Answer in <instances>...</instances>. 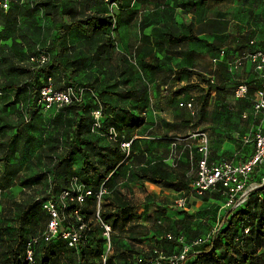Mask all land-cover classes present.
Here are the masks:
<instances>
[{
    "label": "rangeland",
    "instance_id": "374dc122",
    "mask_svg": "<svg viewBox=\"0 0 264 264\" xmlns=\"http://www.w3.org/2000/svg\"><path fill=\"white\" fill-rule=\"evenodd\" d=\"M220 1L221 5L216 4V12L217 7H220L223 13L224 33L219 44L221 47L216 51L209 47L207 49L209 56L204 55V52L199 53L201 55L195 58L197 63L191 66V70L197 74L195 76L182 74L178 70H169L168 67L175 66L171 63V58L158 57L156 63L165 65L163 70L167 71L166 78L169 80L165 84L148 82L145 75V69L148 66L133 55L132 50H127L124 42L126 38L123 35L131 36V41H133L137 34L134 22L126 30L124 29L125 34L122 30L118 31L117 23L112 24L106 32L112 35L113 45L106 55L103 53L108 58L92 62V65L90 63L89 71L76 70L73 76L74 82L91 84L95 92L102 94V97L116 107V121L110 124L114 130L127 138L137 136L134 139V144L137 146L134 158L125 156L120 165L116 167L119 178L128 173L130 166L138 165V167L147 168L151 167L154 162H158L168 169H174V172L184 179L173 189L178 195L187 197L193 195L190 184L195 173V166L192 165L189 157L190 154L194 155L196 146V139L192 138V134L206 133L210 144L209 155L212 159L221 158L219 159L221 161L244 162L251 154L252 136L259 118H254L252 115L248 98H235L233 90L239 81L245 78L244 72L241 69L230 72L229 56L226 54L246 50L250 39L264 47V0ZM114 7L115 4L110 6L116 14L117 10ZM206 8L209 10V5ZM105 11L106 8L103 12ZM23 20L21 19L20 23L30 32H34V25H24ZM67 21L68 19L64 22L67 23ZM36 24L39 27L36 46L44 51L48 49L50 59H52L57 52L52 43L56 27L49 17L38 16ZM119 35L123 37L122 42L119 41ZM41 36L44 37L43 40L40 39ZM72 39L73 33H69L66 42L69 44L67 45L68 51L71 50ZM220 49H225L224 56L220 55ZM22 52H26L25 48ZM70 55L68 53L61 56V61L67 67L74 66L70 62ZM4 69L0 72V80H3ZM156 70H161V68L158 67ZM130 72L131 75H128ZM55 78V84L59 87L67 84L60 71L55 73ZM208 83L213 86L209 88ZM0 84L3 86V81ZM109 91L113 94L111 95ZM3 96H6L7 100L14 101V106L7 108L1 118L15 124L20 117L23 118L22 115L25 114V109L30 104L27 93L24 91L15 99L13 92L4 88L0 89V97ZM203 101H205L204 105H202ZM188 102H191V108L186 107ZM3 106L4 102L0 104V108ZM245 113L246 117H243ZM127 114L132 115L133 122L126 120ZM109 115L103 116L104 123L110 121ZM35 116L36 121L28 126L31 137L26 144V149H30L33 145L30 157L32 163L27 164L30 159L26 156L20 158L18 155L8 156V161L14 167H18L15 169L17 174L11 183L2 181L4 186L6 185L4 189L0 187V221L7 219L13 225L19 216L23 197L45 195L51 189L58 191L65 186V179H77L85 186L86 180L95 183V176L91 175L87 179L83 176L80 169L81 157L78 153L71 155L70 160L63 163L57 171L53 168L58 155L64 154L67 150L66 132L73 128L74 115L72 112L65 109L38 110ZM13 131V129L4 128L0 131V140L4 141L13 134ZM47 136L51 138L49 142L52 144L57 138L59 139L55 146L56 152L52 157L41 151L42 147L47 144V141L45 143L43 141ZM91 137L102 148L106 146L114 148L118 144L111 140L104 130L94 133ZM172 141L176 143L175 149L172 147ZM40 144H42L41 147ZM123 153L126 155L125 152ZM93 161L101 169L106 165L97 154H93ZM18 164L21 165L20 168ZM3 171L4 166L0 161V181ZM258 172L264 173V167H260ZM144 181L132 176L117 186L113 192L108 189L103 199V202H107L108 199L112 201L113 193L121 196L124 194L123 196L127 197L131 194L136 198L134 200L137 206L143 205L137 209L132 207L127 218L118 216V222L111 227L113 250L108 254V258H111L115 264H151L149 261L152 257V250L155 248L162 252L163 260L180 253L183 248L197 250L198 246L206 243L211 233L219 228L224 212L219 199H213L209 194L203 200L192 196L187 208L180 210L173 204L174 197L168 205H163L162 198L164 199L165 195H163L162 188H165L164 186L156 184L153 191L146 192V186L137 185ZM44 224L45 221L36 215L33 225L34 233H39ZM93 228L95 231L90 244L96 250L97 246L94 245L96 242L100 243L101 229L96 223ZM164 233L182 234V247L167 243L160 237ZM7 240L0 238V264H4L2 262L7 256L4 253L7 249L5 248ZM47 247H40L37 252L38 257L46 251ZM53 247L58 251L55 263L79 264L80 251L64 250V247L57 241ZM216 253L221 256V249H218Z\"/></svg>",
    "mask_w": 264,
    "mask_h": 264
},
{
    "label": "trees",
    "instance_id": "16d2710c",
    "mask_svg": "<svg viewBox=\"0 0 264 264\" xmlns=\"http://www.w3.org/2000/svg\"><path fill=\"white\" fill-rule=\"evenodd\" d=\"M22 1L23 3L19 4V0H10L9 7L7 9L0 7V72H2L5 67L3 71V80H0V82L3 81V86L0 84V89L5 88L11 90L15 99L18 98L19 94L25 91L27 93V99L30 102L29 106H27L25 109V114L22 115L23 118L20 117L16 123L13 124L7 120H3L1 115L4 114L3 112L7 108H13L14 101L7 100L6 96L0 97V104L4 102L3 108H0V120L2 121L0 122V131H3L4 128L14 130L13 134L4 139V141L0 140V161L4 166L0 187L4 189L6 185L4 186L2 181L11 183L17 174L15 169L18 167H14V165L8 161V156L18 155V158L26 156L28 157L27 159H30L31 157L33 145L30 149H26V144L29 142V138L31 137L28 132V126L36 121V111L43 110L42 104L39 103L40 89L45 84L47 78H50L56 89H63L68 85L84 88L87 87L82 96L83 100L81 102L70 103L68 106H54L51 109L44 110L53 111L65 109L71 111L74 115L72 120L73 128L72 130L66 132L67 150L64 154L58 155V160L53 166L54 170L57 171V169L62 166L63 163H67L70 160L71 155L78 153L81 157L82 164L80 169L83 176H85V179H87V177L90 178L91 175L95 176V183L90 182L89 184H94L92 187H87L78 180L79 183H81L86 189L92 190V192L97 191L101 184H104L106 190L109 189V191L113 192L112 188L113 182L115 181L114 178L117 177L116 167L120 165V162L123 161L125 156H132V144L135 143V141L131 140V138L122 136L117 132L118 138L114 141L118 143L116 144V147L108 148L106 146L102 148L97 145L96 141L91 137L94 133L90 131L92 122L90 111L100 104L102 114V127L100 130L103 132V130L106 131V129L109 127H113L110 124L116 121V107H114L109 101L102 97V94H98L97 91L95 92L91 84H78L74 82L73 76L76 70L73 67L67 68V66L61 61V56L70 53L66 45V36L70 33L72 24L67 23L66 25L63 22L64 16L62 15L61 11H59V8L56 4V1L58 0ZM131 2L132 0H103L104 8H106V11L103 12L106 13L104 17L102 19L97 18L96 20L86 22L90 25H93V34L101 37L103 40V42L97 46L100 53L102 52L103 54L107 52L113 45V37L109 32H106V29H109L112 24H118L120 22V10H123V8L127 7V5H129ZM113 4H115L114 8L117 10L116 14H114L115 11L113 12L110 8V6H113ZM133 15L134 14L129 17V20L132 19ZM38 16L44 18L49 17L53 21L56 29L53 32L54 36L52 38V43L57 52L56 56L50 59L48 49H46V52H48L49 55L48 61L43 64H32L28 62L29 58L38 52L37 49H42L36 46L38 42L37 36L39 35V27L36 24L38 22ZM21 19H24V25H34V32H30L26 26H23L20 23ZM76 26L79 27V25ZM41 30H44V28H41ZM80 30L81 32L86 33L85 28H81ZM167 35L169 41L171 42H181L183 39H193L197 42L203 41L205 44L213 46L212 44H209L205 40H202L194 35L182 33L174 36V31L168 32ZM40 39L43 40L44 37L41 36ZM23 48L26 50L25 53L22 52ZM122 60L123 58L121 61ZM149 66L151 68H155V64H150ZM57 71H60L63 75V78L66 79L67 84L65 86L59 87L55 84L54 79H56L55 73ZM178 72L188 75L195 73L193 70L185 67L179 69ZM128 75H131V72ZM40 80L42 81L40 82ZM212 86L213 85L211 83H208L209 88ZM105 90L108 91L109 89ZM250 92L248 90L249 97L251 95ZM110 94L112 95L113 92H110ZM248 100L251 105L250 98H248ZM204 102L205 101H203L202 105H204ZM107 114H110V121L104 123L103 116ZM126 120L133 122L132 115L127 114ZM50 139L51 138L47 136L43 140L44 143L47 141V144L46 146L42 147L41 151H43V153L45 152L47 156L52 157L54 156V152H56L55 146L57 140L59 139L57 138L54 144L49 142ZM35 140L37 141L36 138ZM121 140H131L130 151L128 155H125L124 153L121 154L118 151L119 141ZM41 146L42 144H40V147ZM253 151L254 145L251 154H249L245 161L251 157ZM93 154H97L101 161L106 163V165L102 168L103 170L97 166L95 161H93ZM198 157L199 154L195 149V153L194 155L192 154V158L190 159L193 166L195 159ZM31 161V159L28 160L27 164H31ZM210 161L219 162V159L215 160L210 156ZM232 162L235 163L237 161ZM176 163L178 165V161ZM20 167L21 165H19V168ZM132 176H134L136 179L138 178L146 180L152 184H159L167 188L178 186L184 180L180 175L174 172V169H168L158 162H154L151 167L147 168H131L127 173V179H130ZM262 176H264V173L259 172L254 175L252 179H256V181L260 182V178ZM35 179H37V177ZM193 180L191 181L190 187L192 194L195 197L203 200V198H206L209 194L213 199H219L220 206H222V204L225 202V195L222 193V188L220 185L214 190L205 191L203 192V195H198L195 194L193 190ZM65 181V186H63V188L58 191L51 189L45 195H38L34 197L29 196L27 198L23 197L20 213L16 219L18 223L17 228L14 229L13 226L6 227L8 229L14 230H12V235L8 238L7 244L5 245V248L7 249L4 253L7 254V256L4 258L2 263L25 264V245L31 239V237L39 234H35L33 231L36 215H38L45 222L48 219L47 214H45L41 208V200L49 198L55 199V196L62 189H66L70 186L71 180L65 179ZM88 183L89 182L86 180V185ZM107 192L108 191H106V193ZM105 194L103 195L104 197ZM112 196V200L116 203V207L112 211L106 209L103 211V197L99 212L103 221L108 222L111 227H114L119 220L117 215L118 213L116 211L119 210L123 212L126 210L129 207V202L127 200L125 201L123 197L117 193H113ZM37 197L40 198L39 201L36 200ZM187 197L189 199V196ZM120 201L122 202L120 205H118V202ZM189 202L190 201L188 200V204ZM95 208L96 198L93 195L88 196L84 203L80 205L81 213H83L84 216L83 220L87 224V228L82 229V241L76 245L77 247L68 246L59 235L49 242L40 241L34 246V264H57L55 262L57 260L58 251L53 247L56 241L57 243H60L62 247H64V250H71L72 252L74 250L80 251L78 254L79 264H101L100 256L104 250L102 234L100 243L96 242L94 245L99 247L98 250L97 247L96 250H94L93 246L90 244L93 241L92 235L95 231L93 228L94 224L96 223L93 219ZM223 210L224 212L221 218V223L217 231L211 233L208 241L203 245L198 246L197 250H188L185 258L180 262V264H264V186L253 190L249 197L242 204L236 206V208L233 210ZM71 221H73V219ZM97 226L99 225L97 224ZM167 234H172L174 238L167 239ZM160 237L169 244H173L175 246L178 245L181 247L183 245L182 234L175 235L173 233H164ZM179 237H181V241L177 240ZM40 247L47 248L46 251L43 252L40 257H38L37 252ZM218 249H221L222 251L221 256L216 253ZM159 255L163 257L162 252L158 248L152 250V257L149 263L153 264ZM105 262V264H115L111 258H108V256Z\"/></svg>",
    "mask_w": 264,
    "mask_h": 264
},
{
    "label": "built area",
    "instance_id": "2783aa9c",
    "mask_svg": "<svg viewBox=\"0 0 264 264\" xmlns=\"http://www.w3.org/2000/svg\"><path fill=\"white\" fill-rule=\"evenodd\" d=\"M10 0H0V7L7 9ZM114 5V4H113ZM252 43V41H250ZM38 52L29 58L32 64H43L48 61V52L37 49ZM221 56L225 55V49H220ZM229 70L234 72L241 69L246 63L252 61L255 64L254 70L256 77L259 79V86L253 90L250 97L248 94V85L242 81L239 82L233 94L235 98H250L252 115L254 118H259L258 124L255 125V131L252 136V143L254 151L249 159L244 162H232L226 160L210 161L208 137L206 133L201 132L192 134V138L196 139V152L199 157L195 159V174L192 182V187L195 194L203 195L205 191H211L219 185L222 188V193L225 195V202L222 204L223 209L233 210L236 206L242 204L252 193L253 190L264 186V176L260 178V182L252 179L256 175L260 167H264V50L257 49L255 51H241L234 52L229 56ZM212 82V81H211ZM87 87H79L68 85L63 89H56L54 83L50 78H47L45 84L40 89L39 103L42 104L43 110H48L55 107L68 106L70 103L81 102L82 96ZM186 107L191 108V102L186 103ZM92 122L90 131L93 133L101 132V106L90 111ZM246 117V114L243 115ZM106 135L111 140L118 138L117 131L113 127H109L105 131ZM131 140L119 141V146L126 153L129 154ZM175 149V141L171 142ZM190 159L192 154H190ZM104 184L98 188L97 191L92 192L86 189L77 179H71L70 186L62 189L54 198L41 200V208L47 214V221L40 230L38 235L31 237L26 243L25 247V264H34L33 251L34 246L40 241L49 242L59 235L70 247H77L76 245L82 241V229L87 228L84 222L83 213H81L80 205L84 203L85 199L93 195L96 198V208L94 211V221L99 225L103 238L104 250L100 256L101 264H105L106 258L113 250L111 234L112 229L108 222H104L100 214V204L103 195L106 193ZM40 200L39 197L36 198ZM188 197L180 196L173 200V204L178 209H186L188 204ZM73 219V221L71 220ZM167 239L174 238L172 234L166 235ZM181 241V237L177 238ZM188 249L183 248L180 253L173 254L166 260H163L161 255L155 259L153 264H180L185 258Z\"/></svg>",
    "mask_w": 264,
    "mask_h": 264
},
{
    "label": "crops",
    "instance_id": "0c3cea01",
    "mask_svg": "<svg viewBox=\"0 0 264 264\" xmlns=\"http://www.w3.org/2000/svg\"><path fill=\"white\" fill-rule=\"evenodd\" d=\"M13 2V1H12ZM15 2V1H14ZM23 3L22 0H19V4ZM59 11H61L63 17V22L67 21L72 24L70 33H73V42L70 45V56L72 61L73 68L78 71L84 72L89 71L88 66L91 67L92 62L97 60L108 58L104 56L102 52L98 51L97 46L103 42L101 37L93 34V25H90L86 22L91 20L102 19L104 17L103 10L104 4L103 0H58L56 1ZM216 4L221 5L220 0H132V2L127 5V7L121 9L119 12L120 22L118 23V31L126 30L133 22L136 24L137 34L131 41V36H124L126 38V48L127 50H132V54L136 55L138 59L141 60L144 64L148 66L145 69L146 80L148 82H156L165 84L169 79L167 77V71L163 70L165 68L164 64L156 63V58L158 57H170L171 63H174L175 66L172 68L168 67L169 70H179L183 67L192 69L191 66L196 64V57H199V53H203L206 56L208 55L207 49L210 47L216 51L217 48H220L219 45L224 29H223V13L220 11V7H217ZM209 5V10L206 6ZM132 19L129 20V17L132 15ZM66 25L67 23L64 22ZM76 25H79L76 26ZM86 29L85 32H81V28ZM174 31V36L185 33L188 35H194L198 38L205 40L207 43L212 44L209 46L203 41H195L193 39H183L181 42H171L168 38V32ZM127 32V31H126ZM68 35L66 36V42L68 40ZM123 37L119 35V41H123ZM252 41V43H250ZM66 45L69 46L67 43ZM257 49L264 50L263 45L256 44L252 39L248 42V48L243 51H255ZM241 52V51H234ZM233 51L230 53H234ZM230 54L227 53V56ZM106 55V52H105ZM88 62V64H87ZM91 63V65H90ZM155 64V68H151L149 65ZM161 70H156L157 68ZM255 64L252 61L246 63L241 70L244 72V79L239 82L244 81L248 85V90L250 94L256 89L260 81L256 77L254 70ZM67 68H70L69 66ZM167 74V75H166ZM171 75V74H170ZM197 75L196 73L191 74V76ZM239 99V98H238ZM242 99V98H241ZM251 107V105H250ZM250 109V108H249ZM246 114V113H245ZM244 115V114H243ZM242 115V116H243ZM5 121L7 119H4ZM10 122V120H7ZM132 137L131 140L136 139ZM136 145L132 144V156L134 158V153ZM119 153L123 154V150L118 146ZM221 159V158H219ZM238 162V161H237ZM121 163V162H120ZM126 163V162H125ZM131 168L136 169L138 165L130 166ZM3 174V173H2ZM2 176V175H1ZM125 176V178H124ZM113 190L120 186L121 183L127 180V173L123 177L114 178ZM86 186L92 187L94 184H90V181ZM138 186H146V192L153 191L155 188L154 185L148 181L137 184ZM159 191V188H157ZM163 195L165 198H162L163 205H168V202L172 201L176 197H180L173 189L162 188ZM135 194V193H134ZM124 194H122L123 196ZM123 196V199L129 202V207L121 211H116L119 213L118 216L121 218H127L130 214L132 207L137 209L138 204H136V198L131 194ZM184 196V195H183ZM194 195L189 196V201ZM34 197V196H31ZM174 197V198H173ZM135 198V200H134ZM108 202V203H107ZM104 201L102 203V210H113L116 207V203L112 200ZM122 201L118 202V205ZM15 225L7 221V219L0 221V238L8 239L12 235V230L16 229L18 226L17 220ZM13 226L14 229H8L6 227ZM6 231V232H5Z\"/></svg>",
    "mask_w": 264,
    "mask_h": 264
}]
</instances>
